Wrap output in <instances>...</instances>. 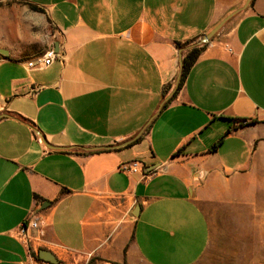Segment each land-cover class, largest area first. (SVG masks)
Wrapping results in <instances>:
<instances>
[{"label":"crops","instance_id":"1","mask_svg":"<svg viewBox=\"0 0 264 264\" xmlns=\"http://www.w3.org/2000/svg\"><path fill=\"white\" fill-rule=\"evenodd\" d=\"M19 1L0 0V264H197L207 208L264 199V0Z\"/></svg>","mask_w":264,"mask_h":264},{"label":"rangeland","instance_id":"2","mask_svg":"<svg viewBox=\"0 0 264 264\" xmlns=\"http://www.w3.org/2000/svg\"><path fill=\"white\" fill-rule=\"evenodd\" d=\"M207 218L210 242L197 264H264V199L209 207Z\"/></svg>","mask_w":264,"mask_h":264},{"label":"built area","instance_id":"3","mask_svg":"<svg viewBox=\"0 0 264 264\" xmlns=\"http://www.w3.org/2000/svg\"><path fill=\"white\" fill-rule=\"evenodd\" d=\"M58 57V54L53 50L49 49L45 51L42 55L36 57L34 60L30 61L27 66L29 68L45 69L49 67ZM120 170L126 173L137 172L139 170V164L136 162L125 164L120 167ZM39 228V221L34 213H29L25 223L21 225L18 233L21 237L26 236V233L31 229L37 230Z\"/></svg>","mask_w":264,"mask_h":264},{"label":"trees","instance_id":"4","mask_svg":"<svg viewBox=\"0 0 264 264\" xmlns=\"http://www.w3.org/2000/svg\"><path fill=\"white\" fill-rule=\"evenodd\" d=\"M29 8L32 11L35 12H40V10L33 6V5H29ZM191 42L185 44L184 46H189ZM178 48H182L183 45L180 44H176ZM205 45H193L192 47H190L184 54L182 61H181V70H180V79H179V84H181V82L183 81V79L185 78L186 74L188 73L189 69L192 67V65L194 64V62L197 60V58L199 57V55L201 54V52L203 51Z\"/></svg>","mask_w":264,"mask_h":264},{"label":"water","instance_id":"5","mask_svg":"<svg viewBox=\"0 0 264 264\" xmlns=\"http://www.w3.org/2000/svg\"><path fill=\"white\" fill-rule=\"evenodd\" d=\"M221 26H222V23L218 27H216L214 30H212L209 34L203 36L200 42L198 43V45L208 43L210 39L213 37V35L220 29Z\"/></svg>","mask_w":264,"mask_h":264}]
</instances>
